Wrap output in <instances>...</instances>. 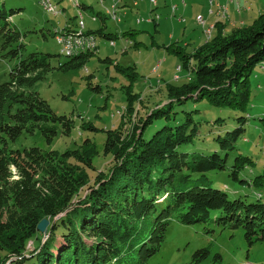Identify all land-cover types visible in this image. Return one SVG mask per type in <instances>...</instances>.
Wrapping results in <instances>:
<instances>
[{
	"label": "trees",
	"instance_id": "trees-1",
	"mask_svg": "<svg viewBox=\"0 0 264 264\" xmlns=\"http://www.w3.org/2000/svg\"><path fill=\"white\" fill-rule=\"evenodd\" d=\"M78 7L94 9L85 3ZM12 13L0 7L1 49L17 60L9 80L0 83V264H149L171 221L203 224L205 233L241 229L249 246L264 244V200L255 191L264 189V165L257 173V162L237 144L251 107L250 76L264 60V11L234 26L225 21L228 15L217 14L208 38L204 29L209 26L197 15L204 41L191 52L177 42L165 47L190 76L168 82L166 98L152 107L135 109L129 95L117 126L104 130L101 148L87 138L63 151L8 145L37 131L51 143L59 126L62 134L73 126L71 118L57 115L32 89L53 69L52 55L22 56ZM87 32L109 42L129 34L119 36L105 26ZM97 49L67 57L58 69L83 67ZM199 104L238 112L236 125L223 127L226 117L220 116L200 120ZM209 123L216 124L214 134L204 126ZM208 134L217 146L213 151L205 144ZM99 157L108 158V164L98 166ZM222 176L255 198L230 197ZM43 218L48 220L44 233L37 230ZM209 256L205 246L194 251L191 262L200 264ZM220 259L219 253L213 256L214 262Z\"/></svg>",
	"mask_w": 264,
	"mask_h": 264
},
{
	"label": "rangeland",
	"instance_id": "rangeland-1",
	"mask_svg": "<svg viewBox=\"0 0 264 264\" xmlns=\"http://www.w3.org/2000/svg\"><path fill=\"white\" fill-rule=\"evenodd\" d=\"M51 1L64 13L54 15L43 7L41 0H0V7L13 12L10 20L21 34L23 57L31 52L52 55L50 65L53 69L32 89L47 101L57 115L71 118L73 126L69 134L60 133L59 126V132L51 143H47L38 131L33 134L23 133L16 141L8 143L10 148L38 146L63 151L76 147L87 138L95 141L101 148L106 137L104 130L117 126L120 111L128 105L129 95H133L135 109L142 105L152 107L155 102L166 98L165 86L168 82H176V77L182 80L187 75L190 76L186 69L176 68V64H180L177 55L164 47L170 45L168 36L173 30L176 32L174 37L179 39V45H183L190 42L191 33L201 34V26L187 15L180 16L186 20L185 23H172L176 21L170 10L172 1L155 0L156 3L152 4L151 0H78L79 3L92 5L105 18L104 24L108 31H115L120 35L129 33L127 37L130 38V43L124 46L123 37H118L112 43L97 37L99 53L91 55L83 67L66 71L58 69V63L68 58L60 54L54 31L60 30L66 19L72 26L75 25L77 10L82 12L86 28H99L102 25L101 19L92 21L89 12L79 7L74 8L69 0ZM245 1V5H252L253 11L247 12L242 18L250 22L260 14L257 8L264 10V0ZM164 2L167 4H163ZM112 5L116 8L115 19L109 14ZM226 28L230 29L229 26ZM182 30L185 33L182 34ZM132 41L139 43L134 46ZM185 50L191 52L190 45ZM106 57L109 59L104 60ZM16 62V59L6 57L0 41V83L9 80V73ZM97 86L99 89H95ZM250 88L251 107L244 124V138L237 144L241 153L252 155L257 162L253 169L258 173L264 165V70L260 68V64L255 66L250 76ZM199 106L202 108L200 120L220 116L226 117L223 127L231 129L236 125L235 117L239 115L238 112L230 109L220 112L214 108H203L201 104ZM90 125L97 129H90ZM204 126H208L209 132L214 134L216 124ZM209 136H206L205 141L208 142L205 144L213 151L217 146L209 141ZM108 161V158L95 159L98 166H105ZM221 181L227 185L226 191L230 197L247 194V199L255 198L248 188L233 183L225 176L221 177ZM232 188L239 192L234 193ZM255 191L260 192L264 200V189ZM205 246H209L210 256L200 264H264V244L249 246L241 229L231 231L215 228L213 232L205 233L203 224L183 225L175 221L170 222L162 248L149 264H192L194 251ZM216 253L221 255V259L214 262L213 256ZM0 256H3L1 250Z\"/></svg>",
	"mask_w": 264,
	"mask_h": 264
},
{
	"label": "crops",
	"instance_id": "crops-1",
	"mask_svg": "<svg viewBox=\"0 0 264 264\" xmlns=\"http://www.w3.org/2000/svg\"><path fill=\"white\" fill-rule=\"evenodd\" d=\"M170 1L173 2L172 5L176 6V9L173 11V14H174L173 16H174V18H176V21H172V23H174V24L175 23H185L186 22V20L185 21H180V18H179L180 16L187 15V16H190V17L195 19V17L200 14L203 17L204 21H205L204 25L206 27L209 26V25L213 26L214 22H216L218 20V18H219L217 13H216V5L215 4H217V3L226 5L228 18L225 21L228 23L229 26L242 25V24L249 23L248 20H245L242 17L244 15H246L247 12L251 13L253 11V7H252L251 4L249 6L245 5L246 4L245 0H242V1L241 0H232L231 2H227V0H213V5L212 6L209 5V2H208L209 0H184V3H182L181 0H170ZM163 4H167V3L164 2ZM209 9H211L213 11V13L212 12L209 13ZM257 10H258L257 11L258 13L264 11L262 8L260 10L257 8ZM85 11L90 13V16H92L91 17L92 21H96V19L99 18V16L96 15V13H99V12L95 11L94 9H87ZM187 12H188V14H187ZM101 17H103V16H101ZM100 21H101V24H102L100 27L105 26V24H104L105 20L104 21L100 20ZM99 28H97V29H99ZM84 30L85 31H93L90 28H86L85 24H84ZM94 30H96V29H94ZM116 33H118V32H116ZM181 33L182 34L185 33V30H182ZM119 36H121V35L119 34ZM174 36H176L175 30H173L172 34H169V36H168L169 39L171 40V43L177 42L179 44V39H177ZM203 36L204 35H203V32H202V26H201V34H199V32L191 33L190 36H189L190 42H185L183 45L185 47H188L190 45L191 51H192L195 47H197L198 45H200L204 41L203 40L204 39ZM123 38H124L123 39L124 40V42H123L124 46L129 45L130 38H128L127 35L123 36ZM136 42L139 43V41H132L134 46L138 45V43H136ZM162 44L164 45V43H162ZM96 53H99V46H98V49H97ZM178 65L179 64H176V68H177Z\"/></svg>",
	"mask_w": 264,
	"mask_h": 264
},
{
	"label": "bare ground",
	"instance_id": "bare-ground-1",
	"mask_svg": "<svg viewBox=\"0 0 264 264\" xmlns=\"http://www.w3.org/2000/svg\"><path fill=\"white\" fill-rule=\"evenodd\" d=\"M42 1V0H41ZM51 1V0H49ZM74 8H78L77 4L78 0H69ZM101 1V0H100ZM232 0H227V2H231ZM77 2V4L75 3ZM155 0H152V4H155ZM54 4V3H53ZM46 9V4H42ZM56 5V4H54ZM213 5V0H212ZM217 7V14L219 16H227V7L224 4H215ZM59 12H63V10L58 9ZM54 15H58L57 12H51ZM64 13V12H63ZM109 14H111L112 18H116V13L114 11V5L110 8ZM198 17V16H197ZM200 23H204L203 20H199ZM66 27L68 29L55 30L54 38L57 44L60 46V54L66 57H74L80 54H86L89 52H94L97 49L96 37L94 39V45L92 42L93 34L88 33L84 30V21L83 14L80 10H77L76 13V24L72 26V24L66 19L65 20ZM204 34L208 38L211 35V28L208 30L204 29ZM112 43V42H111ZM260 67L264 70V60L260 61Z\"/></svg>",
	"mask_w": 264,
	"mask_h": 264
},
{
	"label": "built area",
	"instance_id": "built-area-1",
	"mask_svg": "<svg viewBox=\"0 0 264 264\" xmlns=\"http://www.w3.org/2000/svg\"><path fill=\"white\" fill-rule=\"evenodd\" d=\"M181 2L183 3V0H181ZM209 2V5H212V0H209L208 1ZM76 4H77V2H75ZM151 3H152V0H151ZM41 4H46V10L47 11H49V12H57L58 13V15L59 14H62L63 12H59L58 10H57V5H54L53 4V2L52 1H49V0H42L41 1ZM77 6H78V4H77ZM175 6H173V8H174ZM217 8V7H216ZM115 6H114V11H115ZM210 12H211V10H210ZM115 13H116V11H115ZM216 13H217V9H216ZM221 18H226L227 16H220ZM199 20H203L202 19V17L199 15L198 17H197V21L199 22ZM212 26H209V27H207V28H205L206 30H207V32H208V30L211 28ZM63 29H68L67 27H66V24H64V26L62 27V32H63ZM94 39H95V36L93 35V39H92V42H93V45H94ZM261 69H262V67H260ZM177 69L179 70V67L177 66Z\"/></svg>",
	"mask_w": 264,
	"mask_h": 264
},
{
	"label": "water",
	"instance_id": "water-1",
	"mask_svg": "<svg viewBox=\"0 0 264 264\" xmlns=\"http://www.w3.org/2000/svg\"><path fill=\"white\" fill-rule=\"evenodd\" d=\"M47 225H48V220L46 218H43L37 224V230L44 233L46 231Z\"/></svg>",
	"mask_w": 264,
	"mask_h": 264
}]
</instances>
